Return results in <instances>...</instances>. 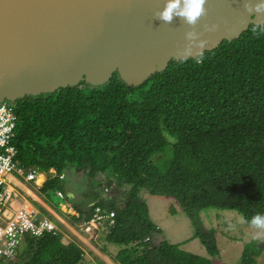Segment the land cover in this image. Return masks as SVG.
Returning <instances> with one entry per match:
<instances>
[{"label": "trees", "instance_id": "16d2710c", "mask_svg": "<svg viewBox=\"0 0 264 264\" xmlns=\"http://www.w3.org/2000/svg\"><path fill=\"white\" fill-rule=\"evenodd\" d=\"M11 104L14 162L46 176L40 196L62 193L75 214H59L72 227L90 221L96 207L114 213L102 239L123 247L112 255L115 264H216L215 231L199 213L236 211L248 225L264 214V24L200 56L171 59L137 87L114 72L99 86L81 81ZM72 170L91 188L85 202L68 196L64 174ZM114 188L120 192L110 194ZM142 193L175 199L210 259L156 243L162 232ZM263 253L264 240L248 242L238 264H257ZM84 255L78 242L63 243L62 231L45 232L25 237L0 264H85Z\"/></svg>", "mask_w": 264, "mask_h": 264}, {"label": "water", "instance_id": "95a60500", "mask_svg": "<svg viewBox=\"0 0 264 264\" xmlns=\"http://www.w3.org/2000/svg\"><path fill=\"white\" fill-rule=\"evenodd\" d=\"M168 2L0 0V104L81 81L99 86L114 72L137 87L171 59L200 56L264 24V0H205L192 24L160 19Z\"/></svg>", "mask_w": 264, "mask_h": 264}, {"label": "rangeland", "instance_id": "374dc122", "mask_svg": "<svg viewBox=\"0 0 264 264\" xmlns=\"http://www.w3.org/2000/svg\"><path fill=\"white\" fill-rule=\"evenodd\" d=\"M64 176L63 182L65 184L68 196L71 198L72 202L76 204L80 203L81 201L85 202V194H89L91 189L90 186L87 185V182L84 179L85 177L78 178L73 170L65 173ZM19 186L28 189L24 190L23 195H30L29 197L31 199L29 200L31 202H35L36 204L39 203L38 201L34 200L35 198L31 196L32 194H29L28 191L33 193L41 202L46 204V206L52 208L53 210L57 208L55 209L58 211V213L56 212L57 214H59V210L63 208V205H68L67 202H64V196L60 192L55 195L44 197L40 196L37 190L27 184H22ZM124 191L125 187L122 188V192ZM112 192L113 189L111 190L110 194H112ZM117 192L120 191L117 190L116 193ZM141 197L147 205L150 220L162 232V236L157 237L155 240L156 243L165 239L169 244L179 245V248L183 251L210 259L199 241L197 239H192L193 229L191 227L190 221L181 211L175 199L151 196L147 193H142ZM173 209H175L174 214H172ZM59 215H62V220H64L62 222L57 218L59 224L61 225L59 228L64 234L63 241L65 240L67 242L74 241L85 243V241L89 240L84 239L85 241H79L78 239L81 237V234H86L85 231H80V229L72 227L69 224L70 222L68 219L62 213ZM199 219L204 228L215 231L216 242L220 251V256L218 258H214L216 264L221 262L223 264H238L240 261L241 252L246 243L253 240H264V238H252L253 230L242 220L241 216L236 211L206 209L199 213ZM230 223L235 227L234 229L227 230ZM94 228H96L95 224L91 223L90 227L88 228V236L91 235V230H94ZM105 232L106 230L104 231L102 229H98V232H96L97 236L94 235L91 245H94L98 250L103 252L104 255L110 257L111 255L116 254L123 247L106 243L102 239ZM84 236L87 237V235ZM95 237L96 239H94ZM80 239L82 240V237ZM81 246L83 250L87 252L88 248H85L82 244ZM87 254L88 256L84 257L85 264H105L97 257L94 258L95 256H93L90 252H87ZM105 262L106 264H111L109 261ZM257 264H264V253L259 257Z\"/></svg>", "mask_w": 264, "mask_h": 264}, {"label": "built area", "instance_id": "2783aa9c", "mask_svg": "<svg viewBox=\"0 0 264 264\" xmlns=\"http://www.w3.org/2000/svg\"><path fill=\"white\" fill-rule=\"evenodd\" d=\"M16 116L11 103L0 104V259L16 256L23 239L27 236L39 237L45 232H61L58 226L43 215L31 202L24 189L19 186L27 184L38 191L46 181V176L37 170L25 169L14 162L16 149L12 144L16 128ZM54 170H50L51 174ZM42 181V182H40ZM64 213L73 215L70 208ZM114 213L96 207L90 221L79 226L80 231L88 233L90 224L96 228L91 230V238L98 229H105L103 224L111 226ZM93 234V235H92ZM64 236V234H63Z\"/></svg>", "mask_w": 264, "mask_h": 264}, {"label": "clouds", "instance_id": "9594fccd", "mask_svg": "<svg viewBox=\"0 0 264 264\" xmlns=\"http://www.w3.org/2000/svg\"><path fill=\"white\" fill-rule=\"evenodd\" d=\"M205 0H185L183 8H180V0H169L166 3L164 10L159 14V18L165 22H171L173 16H179L182 19H185L187 23H195L198 18L205 12L204 9ZM177 9H180L177 11ZM255 32V29H253ZM200 58H197L199 62ZM249 227L253 230L252 238L261 239L264 238V214H255L248 221ZM233 224L228 225V229H234Z\"/></svg>", "mask_w": 264, "mask_h": 264}, {"label": "crops", "instance_id": "0c3cea01", "mask_svg": "<svg viewBox=\"0 0 264 264\" xmlns=\"http://www.w3.org/2000/svg\"><path fill=\"white\" fill-rule=\"evenodd\" d=\"M24 190H26L27 188H25V187H22ZM28 190V189H27ZM30 194H32V196L35 198L34 200H36V201H38L39 203V205L42 207V208H44L55 220H57V218L60 220V221H64V220H62V215L60 216L59 214H57L52 208H50V207H48V206H46V204H44L43 202H41L33 193H31L30 191H28ZM28 194V193H27ZM68 208V206H66V207H63L62 209H63V211L65 210V209H67ZM70 209V208H69ZM67 210V213H70V210ZM58 221V220H57ZM100 230V229H99ZM103 230V229H102ZM96 232H98V230L96 231ZM96 232H95V234L94 235H96L97 236V234H96ZM82 233V232H81ZM84 235H87V237H85ZM89 234H84L83 233V235L81 234V237H82V240L79 238L78 240L79 241H85L86 239H89L88 241H85V243L84 242H78L80 245L82 244L85 248L87 247L88 248V250H87V252H90L93 256H95L94 258H98V259H100L101 261H103L105 264H106V262L105 261H109V262H111V264H115V263H113L112 261H110L111 260V258H112V255L110 256V257H108L107 255H104V253L103 252H101L100 250H98L97 249V247H95L94 245L92 246L91 245V241H92V239L93 238H91L90 236H88ZM85 239V240H84ZM94 239H96V237L94 238ZM74 242V241H73ZM63 243H65V244H67V243H69V242H67V241H63ZM96 243V242H95ZM82 247V246H81ZM83 249V248H82ZM85 252V257H87L88 256V254H87V252L86 251H84ZM110 258V259H109ZM96 260V259H95ZM94 264H96V263H94Z\"/></svg>", "mask_w": 264, "mask_h": 264}, {"label": "bare ground", "instance_id": "6f19581e", "mask_svg": "<svg viewBox=\"0 0 264 264\" xmlns=\"http://www.w3.org/2000/svg\"><path fill=\"white\" fill-rule=\"evenodd\" d=\"M30 194V193H29ZM30 196V195H29ZM32 196V195H31Z\"/></svg>", "mask_w": 264, "mask_h": 264}]
</instances>
